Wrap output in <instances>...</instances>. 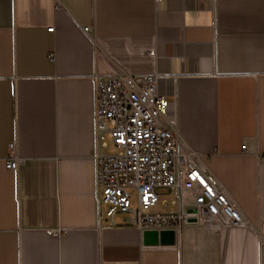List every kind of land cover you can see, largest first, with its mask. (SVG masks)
I'll list each match as a JSON object with an SVG mask.
<instances>
[{"label":"crops","instance_id":"0c3cea01","mask_svg":"<svg viewBox=\"0 0 264 264\" xmlns=\"http://www.w3.org/2000/svg\"><path fill=\"white\" fill-rule=\"evenodd\" d=\"M117 72L169 75L181 140L247 225L109 222L94 76ZM263 241L264 0H0V264H264Z\"/></svg>","mask_w":264,"mask_h":264},{"label":"built area","instance_id":"2783aa9c","mask_svg":"<svg viewBox=\"0 0 264 264\" xmlns=\"http://www.w3.org/2000/svg\"><path fill=\"white\" fill-rule=\"evenodd\" d=\"M168 76L160 72L94 76L99 208L114 226L173 231L176 236L185 225L203 222L206 215L247 225L237 201L181 140L174 102L159 91L160 80ZM111 145L113 153L107 152ZM23 161L11 145L7 169L17 170ZM160 204L174 209L155 211ZM117 215L123 218L117 220Z\"/></svg>","mask_w":264,"mask_h":264},{"label":"rangeland","instance_id":"374dc122","mask_svg":"<svg viewBox=\"0 0 264 264\" xmlns=\"http://www.w3.org/2000/svg\"><path fill=\"white\" fill-rule=\"evenodd\" d=\"M115 151V149L113 148V146H109V148L107 149V152L109 153H113ZM168 198L169 200L172 199V197H166ZM135 201V200H134ZM174 208L172 206H168V207H165L164 205L160 204L159 206H157L154 210L155 211H164V210H173ZM123 217L121 215H117L116 219L117 220H121Z\"/></svg>","mask_w":264,"mask_h":264}]
</instances>
